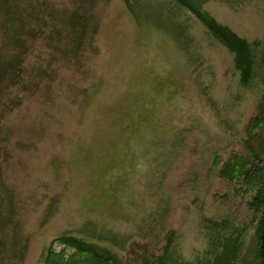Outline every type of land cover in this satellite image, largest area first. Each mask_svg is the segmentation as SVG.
Here are the masks:
<instances>
[{"label": "rangeland", "instance_id": "obj_1", "mask_svg": "<svg viewBox=\"0 0 264 264\" xmlns=\"http://www.w3.org/2000/svg\"><path fill=\"white\" fill-rule=\"evenodd\" d=\"M203 2L240 37L264 42V0ZM158 6L130 11L127 0L101 1L94 50L79 64L54 62L55 81L1 123L3 176L26 251L0 264H44L51 242L66 233L138 264L175 230L189 258L204 246L201 216L246 220L240 198L215 196L229 187L213 163L247 153L262 87H240L231 56L195 17L174 21ZM38 57L47 51L31 62ZM207 99L224 109V122ZM178 133L183 149L169 162L168 140Z\"/></svg>", "mask_w": 264, "mask_h": 264}, {"label": "trees", "instance_id": "obj_2", "mask_svg": "<svg viewBox=\"0 0 264 264\" xmlns=\"http://www.w3.org/2000/svg\"><path fill=\"white\" fill-rule=\"evenodd\" d=\"M101 1L70 0L59 7L54 0H0V258L15 254L22 260L26 251L16 221L14 196L3 176L6 136L1 123L42 86L55 81L54 62L64 59L79 64L94 50L99 31L96 8ZM152 1L159 2L158 9L170 12L174 21H181L182 15L195 17L231 56L240 87L261 86L263 92L258 115L243 140L247 153L232 151L226 160L216 156L213 163L216 178L229 187L225 194L215 196L223 201L240 198L247 207L246 220L237 221L234 214L201 216V251L186 257L178 245V232L170 230L163 237L160 252L143 253L138 264H264V42L240 37L219 23L205 9L203 0H127V6L132 11L133 5ZM42 48L48 57L31 62ZM207 100L219 122H224V109ZM181 136L178 133L168 140L172 155L167 157L173 156L169 162H174L178 150L183 149ZM43 258L44 264H134L123 261L111 248L67 233L51 242Z\"/></svg>", "mask_w": 264, "mask_h": 264}]
</instances>
